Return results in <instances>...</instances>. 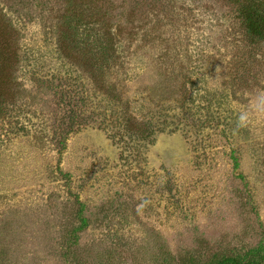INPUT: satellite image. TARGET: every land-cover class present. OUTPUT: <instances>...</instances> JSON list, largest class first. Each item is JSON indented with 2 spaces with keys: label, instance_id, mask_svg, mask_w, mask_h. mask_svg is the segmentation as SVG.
Wrapping results in <instances>:
<instances>
[{
  "label": "rangeland",
  "instance_id": "374dc122",
  "mask_svg": "<svg viewBox=\"0 0 264 264\" xmlns=\"http://www.w3.org/2000/svg\"><path fill=\"white\" fill-rule=\"evenodd\" d=\"M0 55V264H264L237 3L0 0Z\"/></svg>",
  "mask_w": 264,
  "mask_h": 264
},
{
  "label": "trees",
  "instance_id": "16d2710c",
  "mask_svg": "<svg viewBox=\"0 0 264 264\" xmlns=\"http://www.w3.org/2000/svg\"><path fill=\"white\" fill-rule=\"evenodd\" d=\"M238 4V16L244 28L255 38L264 39V0H231ZM0 63L4 64L7 60H3L0 55ZM9 67V63H5ZM1 66H0V75ZM212 264H242L239 257L220 258ZM252 264V263H251ZM255 264H261L257 262Z\"/></svg>",
  "mask_w": 264,
  "mask_h": 264
},
{
  "label": "clouds",
  "instance_id": "9594fccd",
  "mask_svg": "<svg viewBox=\"0 0 264 264\" xmlns=\"http://www.w3.org/2000/svg\"><path fill=\"white\" fill-rule=\"evenodd\" d=\"M241 119H243V117Z\"/></svg>",
  "mask_w": 264,
  "mask_h": 264
}]
</instances>
